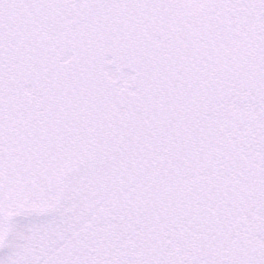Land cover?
<instances>
[{"label":"snow or ice","instance_id":"6c2138e0","mask_svg":"<svg viewBox=\"0 0 264 264\" xmlns=\"http://www.w3.org/2000/svg\"><path fill=\"white\" fill-rule=\"evenodd\" d=\"M0 264H264V0H0Z\"/></svg>","mask_w":264,"mask_h":264}]
</instances>
